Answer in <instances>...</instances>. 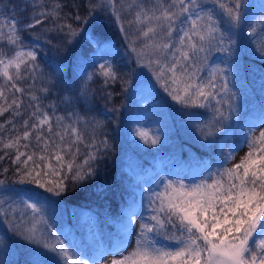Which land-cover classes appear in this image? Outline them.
<instances>
[{
	"label": "snow or ice",
	"instance_id": "1",
	"mask_svg": "<svg viewBox=\"0 0 264 264\" xmlns=\"http://www.w3.org/2000/svg\"><path fill=\"white\" fill-rule=\"evenodd\" d=\"M118 3L119 0H92L86 15L105 14L117 24L136 64L152 73L172 101L185 108L211 109L210 119L197 127L205 141L221 133L215 171L204 162L185 179H173L180 173L172 170L166 175L157 172L154 188L132 186L131 199L119 217L116 232L104 233L90 223L87 240L77 238L70 229L50 224L46 209L53 202L31 188L12 190L15 198L6 207L0 199V223H9L8 216L13 220L19 217L20 223L10 225L9 231L43 249L33 251L30 264H100L101 260L107 264L109 257L110 264H264V109L258 126L248 125L243 140L228 144L233 129L222 125L233 112L239 119L235 103L238 97L228 87L224 70L205 64L214 47L233 52V37L245 23L242 0H213L214 7H205L201 0H133L119 7ZM68 7L64 0H23L11 8L0 6V12L11 13L0 22V116L11 112L5 124L12 125L10 133H16L7 139L0 136V151H4L0 160L8 156L5 150L14 151L17 183L33 184L35 189L54 196L67 192L69 181L80 186L95 179L100 162L111 151L107 139H101L99 147L95 143V130L103 126L95 116L88 119L76 111L67 116L55 115V104L48 106L53 109L50 115L41 110L40 98L30 91L29 100L35 104L28 105L33 110L20 124L22 133L14 122V118L23 116V101L15 94H25L21 86L25 80L34 84L38 76H44L36 51L43 46L41 40L59 50L61 44H71L80 35L79 22H87L85 16L66 12ZM123 12L132 15L128 29L122 22ZM20 15H27V22L16 19ZM69 19L75 20L77 26L68 23ZM33 29L34 33L30 31ZM25 32L29 33L31 45L25 41ZM249 36L253 42L262 41L258 51L264 59V38L255 29ZM54 71L63 79V61ZM205 71L206 77L202 75ZM97 75L103 78L105 87L120 78L108 59L87 80ZM56 87V80L48 77L40 91L47 96ZM91 100L88 87L82 85L75 98L65 97L64 103L82 102L87 107ZM87 111L92 109L88 107ZM189 115L197 118L196 113ZM5 124H0V132ZM81 126L92 129L87 143ZM139 136L150 146L159 143L158 138L149 141L146 132ZM80 145L91 150L78 163ZM101 147L104 152H100ZM225 147L227 153L223 151ZM245 147L247 151L239 162L229 167ZM0 190H9L4 180H0Z\"/></svg>",
	"mask_w": 264,
	"mask_h": 264
},
{
	"label": "trees",
	"instance_id": "2",
	"mask_svg": "<svg viewBox=\"0 0 264 264\" xmlns=\"http://www.w3.org/2000/svg\"><path fill=\"white\" fill-rule=\"evenodd\" d=\"M64 2L69 5L65 9L66 12L85 16L87 22H79L80 35L71 44H61L59 50L44 44L41 40L43 46L38 47L36 51L38 63L44 76H38L34 84L32 80H25L21 85L26 90L25 94L23 96L19 93L15 94L23 101L21 106L23 116L14 118V122L22 133L24 129L20 127V124L28 118L33 110L28 108V105L35 104L29 100L27 93L30 91L40 98L41 110L47 111L50 115L53 109L48 106L55 104V115L67 116L68 112L76 111L88 119L95 116L103 125L95 130V143L99 147L100 140L107 139L111 151L100 162L99 175L95 179L80 186H73L69 181L67 192L61 196H54L51 193H45L43 189H35L33 184L17 183L19 178L14 174V170L18 166L12 163L15 152L5 150L8 151V156L0 160V180L5 181L9 190L1 191L8 193L14 192L12 191L14 189L28 188L40 191L53 202L46 209L48 222L56 227L63 226L65 230L70 228L77 238L83 237L87 240L88 224L92 223L91 216L95 217L100 231L104 233L116 232L119 226V217L131 199L132 186L142 185L143 181H149L156 177L155 174L157 172L161 174L162 168L166 173L172 170L184 177L204 162H207L211 165L212 170H215L220 152L221 133H217L215 137H210L205 141L197 126L203 125L210 119L211 109L185 108L180 105L179 116L172 115L169 119L171 122H167V126L170 128L169 141L167 145L158 149L157 159L151 160L138 153L134 148L132 154L130 151L132 143L128 138L129 130L146 117V111L134 99L138 79L144 74L146 68L136 64L135 56L129 51L123 34L118 31V25L109 20L107 15H86L88 5L92 0H64ZM132 2L133 0H119L118 7L120 4L127 5ZM22 3L23 0H0V6L8 5L9 8ZM201 3L208 7H214L213 0H201ZM73 4L77 7H72ZM262 5H264V0H242L245 23L233 37L235 41L238 40L242 32L250 30L257 19L264 14ZM216 11L219 13L220 10L217 8ZM9 15H11L10 12H0V22L6 20ZM121 15L122 22L128 29V21L132 19V15L127 12H123ZM16 19L27 22V15L17 16ZM67 22L72 23L74 27L77 26L75 20L69 19ZM30 31L34 33L36 29ZM23 35L26 43L31 45L29 33L25 32ZM5 50L9 54L12 53L10 48H5ZM105 59L114 64L120 76L115 83L109 82L107 87L104 85L103 78L98 75L94 76L92 81L87 80L90 73L98 72L99 64L103 63ZM61 61H63L65 69L63 79L54 71L55 66ZM238 61L240 65L237 76L241 96V100L237 103L239 119L237 112H233L231 119L224 121L222 125L225 129L229 127L233 129V135L228 140V144L239 143L243 140L248 132V125L258 126L261 111L264 109V59L244 53ZM48 77L56 80L57 87L45 96L40 88L47 83ZM0 83H2V78H0ZM29 85L32 86L29 87ZM82 85H86L92 94L91 103L87 107L83 106L82 102L64 103L65 97L74 99ZM109 93L111 96L108 95ZM88 107L92 111H87ZM111 109H115V111H111ZM162 113L164 111H161ZM190 113H196L197 118L193 119L189 115ZM11 115V112H6L0 116V124H5ZM225 115L228 113L225 112ZM31 123L32 121H30ZM11 127L12 125L5 124V129L0 132V136L5 139L10 134L15 136V132H9ZM81 130L86 133L85 142L87 143L92 129H85L81 126ZM22 143L24 142L22 141ZM32 147H36L34 140ZM89 150L91 149L80 145L78 163L82 162ZM223 151L227 153L228 148L225 147ZM100 152H104L102 147ZM0 156H4V151H0ZM5 168L9 169L7 173L4 172ZM137 200H139L138 195ZM3 226L5 223H0V228ZM4 229L5 235L0 237V264H17L18 262L30 264L31 251L35 245L29 244L23 239L18 241L17 234L9 231L6 227Z\"/></svg>",
	"mask_w": 264,
	"mask_h": 264
},
{
	"label": "rangeland",
	"instance_id": "3",
	"mask_svg": "<svg viewBox=\"0 0 264 264\" xmlns=\"http://www.w3.org/2000/svg\"><path fill=\"white\" fill-rule=\"evenodd\" d=\"M205 7L208 6L205 5ZM185 27H187V25ZM252 29L256 30L259 37L264 38V31H261L262 29H264V14L257 19L256 23H254V26L250 30L246 32H242L241 36L238 38V40H236V43L232 46L233 52L231 54L228 51L214 47L208 52L207 54L208 58L205 61V64L209 68L218 67L224 70V75L228 81V87L231 88L238 97V100L235 101L236 105L238 101L241 100L240 91H239L240 86L237 76L238 67L240 65L238 60L240 59V56L246 53L261 58V54L258 51V49L261 46L262 41L260 39H257L255 42L251 40L249 36V32ZM224 47L225 48L228 47L227 41H225ZM144 63H147V61H145ZM202 75L206 77L207 72L205 71L204 73H202ZM141 88H143L144 90L141 91ZM218 98L219 97H217V99ZM134 99L144 108V110L146 111L145 112L146 117L144 118L143 121L131 127L129 130L128 138L132 143L130 151L133 154L132 149L134 148L141 155L150 158L151 160H156L157 159L156 156L158 155V149L161 148L162 146L167 145L169 141L170 128L167 126L168 125L167 122L169 121L170 116L172 115H175L176 117L179 116L181 112L180 105L176 104L174 101L171 100V98L164 91L162 84L156 81L155 77L147 68L145 69L144 74L140 76L138 79V84L136 87ZM224 107H227V105H225ZM161 111H164V113L161 114ZM140 132L148 133L149 141L151 138H158L159 143L155 146H150V143L145 144L139 136ZM246 151L247 148L245 147L240 152H238L236 154L235 159L228 166L230 167L231 164L239 162L240 158L245 154ZM166 174L167 173L164 171V168H162L161 175H166ZM155 178L156 177L151 178L149 181H147V183L143 181L142 186L144 188H147L149 185H151L154 188L155 184L153 183V181ZM185 178L186 177L184 176L182 177L178 176L173 179H185ZM186 182L188 181L186 180ZM13 198H15V192L6 193L0 190V199L6 202L5 207L7 206V203H11ZM6 219L9 223H5V226L0 228V237H3L5 235L4 232L5 227L9 229L10 225L14 227L17 223H20L19 217H17L16 220H13L12 216H8ZM90 220L95 224L96 229L99 230L95 218L91 217ZM23 227L24 225L22 224L21 228ZM41 227L43 226L41 225ZM72 233L74 235V232ZM17 240L21 241V238L18 234H17ZM134 240L135 237L133 236L132 237L133 243ZM34 250L43 251V249H37L36 245L34 249L32 248L31 252L33 253ZM31 259L32 256L30 257V260ZM110 260L111 257L108 258L107 264H110ZM17 264H25V263L18 262ZM100 264H106V262L104 260H101Z\"/></svg>",
	"mask_w": 264,
	"mask_h": 264
}]
</instances>
